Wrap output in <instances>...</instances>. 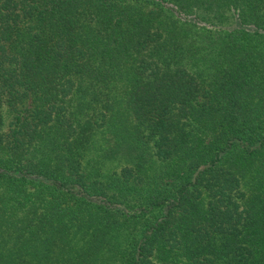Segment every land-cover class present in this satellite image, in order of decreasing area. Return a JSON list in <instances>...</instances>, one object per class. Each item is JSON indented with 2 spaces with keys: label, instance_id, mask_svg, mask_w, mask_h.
<instances>
[{
  "label": "trees",
  "instance_id": "16d2710c",
  "mask_svg": "<svg viewBox=\"0 0 264 264\" xmlns=\"http://www.w3.org/2000/svg\"><path fill=\"white\" fill-rule=\"evenodd\" d=\"M0 264H264V0H0Z\"/></svg>",
  "mask_w": 264,
  "mask_h": 264
}]
</instances>
